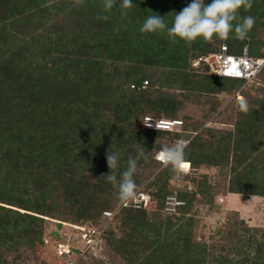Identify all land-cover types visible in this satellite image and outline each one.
I'll list each match as a JSON object with an SVG mask.
<instances>
[{"label": "trees", "instance_id": "1", "mask_svg": "<svg viewBox=\"0 0 264 264\" xmlns=\"http://www.w3.org/2000/svg\"><path fill=\"white\" fill-rule=\"evenodd\" d=\"M190 2L132 0L124 16L120 0L108 13L101 11L103 0L78 7L74 0H0V264L25 260L46 218L106 225L104 256L80 264H106L110 253L113 264H264V228L235 219L211 243H198L191 216L200 197L213 203L207 175L191 172L201 167L218 168L228 193L264 197V87L218 76L206 62L194 66L223 43L234 54L248 45L251 56L264 58V0L240 10L256 21L245 41L174 44L164 34L139 31L151 12L171 26L174 12ZM245 85L255 95L242 91L250 111L237 112L233 129L193 135L183 120L177 132L144 126L149 116L178 120L188 103L214 109L217 98ZM178 140L188 142L184 162L191 171L184 180L193 188L174 186L177 175L150 155L138 161L135 181L151 207H124L112 220L105 217L122 205L104 176L108 150L120 154L119 175L142 147L158 151ZM153 164L158 171L147 179L142 170ZM171 195L185 201L176 214L164 211Z\"/></svg>", "mask_w": 264, "mask_h": 264}, {"label": "clouds", "instance_id": "2", "mask_svg": "<svg viewBox=\"0 0 264 264\" xmlns=\"http://www.w3.org/2000/svg\"><path fill=\"white\" fill-rule=\"evenodd\" d=\"M84 3L85 0H74L73 6H82ZM116 4L117 0H103L102 13L111 12ZM253 4L254 0H191L178 13L174 12L171 26L165 17L150 11L152 14L145 18L139 31L141 34H164L174 44L183 41L185 44L191 45L197 40L209 43H215L217 40L225 42L229 39L245 41L249 39V33L256 21L251 15H241L240 10L250 11ZM134 6L132 0H120L118 8L122 10L121 15L126 16L127 10ZM97 18L106 22L109 16L100 15ZM238 110L247 114L250 111L248 102L241 99ZM143 123L151 126L149 121H143ZM155 127L161 131L166 125L156 121ZM187 147L188 142L184 140H178L171 146L164 145L158 151L153 149L151 152H147L142 147L137 156H129L127 168L119 175H117V170L120 154L108 150L106 161L110 173L104 176L117 189L118 201L122 204H130L139 198L138 185L135 181L138 161L141 158L147 161L151 155L162 168L170 169L179 176L186 159Z\"/></svg>", "mask_w": 264, "mask_h": 264}, {"label": "rangeland", "instance_id": "3", "mask_svg": "<svg viewBox=\"0 0 264 264\" xmlns=\"http://www.w3.org/2000/svg\"><path fill=\"white\" fill-rule=\"evenodd\" d=\"M259 40L264 41V31L260 33ZM253 82H256L258 86L264 87V76H258ZM242 91L251 96L255 95L254 89L249 85H245L235 93L217 98L214 109L210 103H205L204 101L188 103L179 113L178 120H183L184 123L188 122L190 125L188 134L193 135L203 132L205 128L233 129L237 120V112L239 111V101L244 99ZM182 127L183 125L176 131L174 130V132L182 130ZM190 167V163H183L181 172L179 176H176L173 183L174 186L180 189L193 188L191 182L184 180L185 174L191 171ZM142 171L146 178L149 179L158 169L156 164H153L151 169L145 168ZM191 172L206 174L208 184L213 188V195L211 196L213 197V203L210 204L208 202L209 196L200 197L194 203L191 211V216L196 222L193 230L196 242L211 243L215 232L224 229L229 223H233L235 219L243 220L250 227L264 228V197L251 196L244 198L242 195L228 193V183L225 176L221 175L216 167H201L198 172ZM195 174L192 175L195 176ZM145 185L144 183L142 186ZM46 220L43 234L36 243L35 248L32 251H28L26 259L21 260L17 264H57L52 253V236L54 232L59 231L62 234V238H65L68 233L70 234V230L66 225L71 223L50 218H46ZM59 224H61L62 228H58ZM46 240L48 241L47 243L45 242ZM108 256L109 259H106V264H113L114 255L110 253Z\"/></svg>", "mask_w": 264, "mask_h": 264}, {"label": "built area", "instance_id": "4", "mask_svg": "<svg viewBox=\"0 0 264 264\" xmlns=\"http://www.w3.org/2000/svg\"><path fill=\"white\" fill-rule=\"evenodd\" d=\"M200 62H206L212 73L226 78L239 79L245 83L255 80L259 72L264 68V58L253 57L249 54V46L243 47L242 53L234 54L229 51L227 44L221 45L220 51L207 57H200L194 62L197 66ZM147 82H145V85ZM134 87V86H132ZM144 121H149L151 126L147 128L156 129L155 123L159 121L166 125L162 130L176 131L183 123L181 120L158 119L155 117H145ZM137 201L130 204H122L115 211H105L104 216L112 220L121 208L133 207L136 209H149L152 204L151 197L145 192H138ZM185 205V201L178 199L176 195L167 197L164 211L169 214H176L178 208ZM70 234L65 238H52V253L57 264H80L92 257L102 258L104 249L103 235L105 226L96 227L89 224H67ZM61 234V233H60ZM48 242L47 240L45 241Z\"/></svg>", "mask_w": 264, "mask_h": 264}]
</instances>
